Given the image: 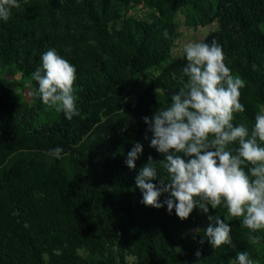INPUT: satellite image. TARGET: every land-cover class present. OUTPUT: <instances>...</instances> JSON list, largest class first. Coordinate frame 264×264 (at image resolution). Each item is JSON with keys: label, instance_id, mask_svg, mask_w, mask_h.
<instances>
[{"label": "trees", "instance_id": "1", "mask_svg": "<svg viewBox=\"0 0 264 264\" xmlns=\"http://www.w3.org/2000/svg\"><path fill=\"white\" fill-rule=\"evenodd\" d=\"M134 1L20 0L23 10L13 9L7 22L0 21V264H100L95 255L85 261L78 258L76 250L90 243L103 252L110 237L134 248L143 264H230L240 251L258 257L241 221L229 222L235 247L214 249L207 240L200 244L202 234L193 239L190 229L208 215L226 213L223 205H209L207 214L195 208L181 220L175 209L169 214L166 205L157 209L141 203L135 177L149 156L156 161L157 152L143 146L136 168H128L125 159L135 142L126 131L118 135L123 118L106 127L107 145L100 138L82 141L99 121L93 119L96 111L123 99L129 92L125 87L139 74L168 60L173 15L208 0H138L158 13L152 22L124 19ZM216 1L212 19L218 20V29L205 42L218 40L233 74L246 81L240 97L245 111L236 114L234 124L251 130L264 105V0ZM165 29L168 38L163 36ZM49 48L77 70L74 88L80 115L71 121L61 112L37 123L41 99L32 105L10 96L26 81L38 88L31 73ZM9 66L19 69L20 81L3 74L2 68ZM175 92L169 90V102ZM139 100L136 113L144 115L154 95L147 91ZM57 146L63 148L62 156L84 149L74 171L61 166V159L46 164L34 157H21L2 168L16 151L49 152Z\"/></svg>", "mask_w": 264, "mask_h": 264}, {"label": "clouds", "instance_id": "2", "mask_svg": "<svg viewBox=\"0 0 264 264\" xmlns=\"http://www.w3.org/2000/svg\"><path fill=\"white\" fill-rule=\"evenodd\" d=\"M13 9L23 10L20 0H0V21L7 22ZM163 36L168 38L167 29ZM179 52L186 60L182 71L187 82L171 95L170 104L142 118L147 125L144 138L151 133L149 146L163 159L149 156L136 175L141 203L157 209L166 205L168 213L175 209L181 220L195 208L207 214L209 205L212 209L223 205L228 217L242 218L241 225L251 232L264 230V107L256 113L251 130L234 124L236 114L245 111L240 97L246 81L226 64L222 46L216 40L187 38ZM31 80L38 85L32 94L49 109L62 112L69 121L80 115L76 67L55 48L42 54ZM62 153L57 146L47 154L62 159ZM142 153L143 145L135 142L125 159L127 167L135 169ZM163 194L167 195L161 201ZM207 220L206 228L193 230L194 240L202 234L200 244L207 240L214 249L235 247L226 218L208 215ZM195 255L199 258L201 252ZM233 264L260 262L240 251Z\"/></svg>", "mask_w": 264, "mask_h": 264}, {"label": "rangeland", "instance_id": "3", "mask_svg": "<svg viewBox=\"0 0 264 264\" xmlns=\"http://www.w3.org/2000/svg\"><path fill=\"white\" fill-rule=\"evenodd\" d=\"M216 3V0H208L197 8H191L190 6L183 7L173 15V25L169 29L171 35L168 60L160 66L151 67L139 74L133 85L125 87L129 92L123 99L112 102L108 107L96 111V115L93 116V119L98 118L99 121H97L91 130L83 136L82 141L89 143L100 138L103 139L104 143L107 145L110 141V135L106 127L123 118L125 121L117 127L118 135H123L124 131H126L134 142H139L150 150L154 149L149 146L151 133H148L149 139L146 140L144 138L147 125L142 118L144 116L150 117L161 106L170 104L171 102L168 101L169 90L172 89L175 92V90H179V88L187 82V77L182 71L183 67L186 65V60L181 57L179 52L181 43L187 38L205 40L209 34L218 29V20L212 19L217 12ZM157 17L158 13L155 9L147 5L144 1L136 0L126 8L124 19L132 18L135 20H147L152 22L156 21ZM116 26L120 28L122 26V20L117 21ZM262 27L264 29V22ZM216 41L218 42V40ZM211 42L212 40L208 43ZM225 57V62L228 65L229 60L226 55ZM2 71L9 79L16 81L21 80L22 74L19 69L14 66L4 67ZM35 90L36 87L33 83L26 81L23 82L22 86L16 87L10 96L14 101L37 105L39 103V96L32 94ZM147 91L154 95V103L150 105V109L146 114L138 115L136 111L140 108L139 97ZM261 107H264V105ZM40 114L41 118H39L37 123L41 121V119L52 120L58 115L54 109H49L48 106L44 104H42ZM14 121L16 120L14 119ZM96 126H100V128L98 129ZM77 149V151L62 156L63 158L61 159V166L67 168L70 172L77 168L80 160V151H84V149L80 147H77ZM47 153L48 152L45 150L33 151L24 149L16 151L7 158L2 168L9 167L21 157H34L46 164H50L55 160V157L49 156ZM160 159H163V154L157 152L155 160L158 161ZM219 216L221 219L226 218L227 223L241 221L242 219L228 217L227 212ZM208 223L207 217L200 219L196 226L190 229L191 234H194L193 230L197 227L206 228ZM248 233L258 253V257L253 260H258L260 264H264V230L251 232L248 229ZM257 237H259L258 242L256 240ZM76 254L78 258L84 261L95 255L98 260H101L100 264H143L135 249L124 245V242L119 237H110L107 242V249L103 252L95 251L90 243H84L77 248ZM44 257L46 260H49L48 255L45 254ZM230 264H233V260H231Z\"/></svg>", "mask_w": 264, "mask_h": 264}]
</instances>
